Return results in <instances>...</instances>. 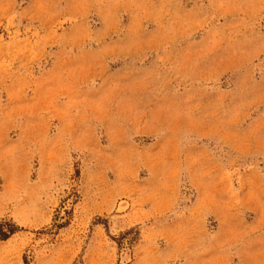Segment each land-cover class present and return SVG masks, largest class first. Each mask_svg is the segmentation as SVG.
Masks as SVG:
<instances>
[{
	"label": "rangeland",
	"instance_id": "rangeland-1",
	"mask_svg": "<svg viewBox=\"0 0 264 264\" xmlns=\"http://www.w3.org/2000/svg\"><path fill=\"white\" fill-rule=\"evenodd\" d=\"M0 264H264V0H0Z\"/></svg>",
	"mask_w": 264,
	"mask_h": 264
},
{
	"label": "trees",
	"instance_id": "trees-1",
	"mask_svg": "<svg viewBox=\"0 0 264 264\" xmlns=\"http://www.w3.org/2000/svg\"><path fill=\"white\" fill-rule=\"evenodd\" d=\"M26 263V261H24Z\"/></svg>",
	"mask_w": 264,
	"mask_h": 264
}]
</instances>
